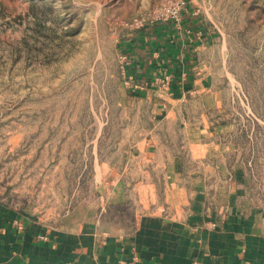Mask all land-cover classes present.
Here are the masks:
<instances>
[{
    "label": "crops",
    "instance_id": "1",
    "mask_svg": "<svg viewBox=\"0 0 264 264\" xmlns=\"http://www.w3.org/2000/svg\"><path fill=\"white\" fill-rule=\"evenodd\" d=\"M184 16L120 37L132 126L96 160L86 202L30 209L0 180V264H264V182L234 154L205 37Z\"/></svg>",
    "mask_w": 264,
    "mask_h": 264
},
{
    "label": "rangeland",
    "instance_id": "2",
    "mask_svg": "<svg viewBox=\"0 0 264 264\" xmlns=\"http://www.w3.org/2000/svg\"><path fill=\"white\" fill-rule=\"evenodd\" d=\"M186 13L234 154L264 182V0H0V180L17 203L86 202L96 160L113 161L132 126L120 37Z\"/></svg>",
    "mask_w": 264,
    "mask_h": 264
},
{
    "label": "built area",
    "instance_id": "3",
    "mask_svg": "<svg viewBox=\"0 0 264 264\" xmlns=\"http://www.w3.org/2000/svg\"><path fill=\"white\" fill-rule=\"evenodd\" d=\"M182 5H183V1H181V6H180L181 8H180V10L183 9ZM172 16H173V19L171 17V18L167 19V21H171V23L173 24V26H175L176 28H181L182 27V29H183L184 25L182 24L183 23L182 22V19L181 20L179 19L180 15H179V17H177L176 15H172ZM185 30H186L187 33H190L191 32L188 28H186ZM195 34L196 35H200L201 34V31L198 30ZM125 61H126V57L122 58L121 68H122V72L124 73L125 78L127 77L126 78V81L128 83V81H130L132 79V75L131 74H127L128 71H126V68H125V65H124ZM169 77H170L169 75H166L165 74L164 76H161L159 78L158 77L156 78L157 84H159V86H160L161 89L168 90L167 88H168V85H169Z\"/></svg>",
    "mask_w": 264,
    "mask_h": 264
}]
</instances>
